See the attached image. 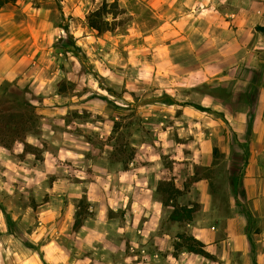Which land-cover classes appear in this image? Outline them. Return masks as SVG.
Wrapping results in <instances>:
<instances>
[{"label": "rangeland", "instance_id": "1", "mask_svg": "<svg viewBox=\"0 0 264 264\" xmlns=\"http://www.w3.org/2000/svg\"><path fill=\"white\" fill-rule=\"evenodd\" d=\"M105 1L5 11L12 39L32 32L0 77V264H264V203L245 192L246 148L225 117L251 103L252 70L204 82L214 74L184 41V0H117L99 34L87 17ZM204 4L264 18V0ZM170 185L196 206L191 222L170 221ZM180 235L213 258L176 248Z\"/></svg>", "mask_w": 264, "mask_h": 264}, {"label": "crops", "instance_id": "2", "mask_svg": "<svg viewBox=\"0 0 264 264\" xmlns=\"http://www.w3.org/2000/svg\"><path fill=\"white\" fill-rule=\"evenodd\" d=\"M28 1L18 0L0 10V77L12 76L16 62V56L7 52L8 46L16 40L28 41L32 32L29 26H19L21 35L12 39L5 31V11H10V6L16 8L17 5L28 4ZM183 5L188 8L184 9L181 18L184 41L188 48L197 51L193 55L200 64V75L210 71L214 74L212 78L205 76L207 85L219 84L226 88L235 78L236 74L232 72L240 73L244 67L252 70L253 77L245 82L251 88V94H247L252 99L251 103L242 100L238 109L233 112L226 110L225 117L236 133V145L246 148L243 158L247 165L242 182L245 192L257 207L256 202L264 203V35L257 26L264 27V18L250 10L223 13L206 6L204 0H184ZM205 48L214 51L203 56L201 51Z\"/></svg>", "mask_w": 264, "mask_h": 264}, {"label": "trees", "instance_id": "3", "mask_svg": "<svg viewBox=\"0 0 264 264\" xmlns=\"http://www.w3.org/2000/svg\"><path fill=\"white\" fill-rule=\"evenodd\" d=\"M18 0H0V10L8 4H14ZM120 15V8L118 1L112 3L104 2L101 7L91 12L88 17V26L99 34H103L107 31H113L115 28V20ZM263 31L264 28H258ZM162 186H160V190ZM167 197L164 199V206H171L172 212L169 216L170 221L178 223H189L194 219V214L197 211L196 206H181L177 203V197L181 194V191L174 185H170L168 189L164 190ZM172 203V204H170ZM75 225L79 227L81 220L77 219ZM179 238L182 242L176 244V248L184 247L186 251L194 255H200L207 259H212L213 256L205 249V244L193 236L180 235Z\"/></svg>", "mask_w": 264, "mask_h": 264}]
</instances>
